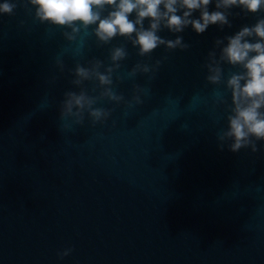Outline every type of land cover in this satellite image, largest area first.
Masks as SVG:
<instances>
[{
    "label": "clouds",
    "instance_id": "obj_1",
    "mask_svg": "<svg viewBox=\"0 0 264 264\" xmlns=\"http://www.w3.org/2000/svg\"><path fill=\"white\" fill-rule=\"evenodd\" d=\"M20 0H3L0 15H12ZM34 9V19L41 24H50L70 29L64 36L74 41L81 31L92 29L100 45H108L116 37H123L138 49L141 57L149 56L163 46L166 50H185L189 47L182 35L191 28L197 35L205 33L210 26L221 31L231 28L230 17L233 9L256 14L264 11V0H25ZM214 8L210 10V6ZM198 13V15H195ZM239 13H236L238 15ZM134 18H130L133 17ZM147 20V26L145 21ZM167 30L175 39H167L159 33ZM217 49L219 50L217 53ZM128 52L125 46L110 49L109 66L103 61H90L88 66L77 64L73 70L72 84L79 91L68 90L60 104V118H74L82 124L85 113L93 124L103 122L110 111L96 107L99 100L107 98L117 104L124 101L113 88L112 74L121 67ZM161 60L154 65L137 63L128 73L135 77L138 72L149 73L159 68ZM57 65L63 71V61ZM224 65L238 67L225 78ZM206 79L213 85H224L230 93L228 105L222 93L215 98L216 105H227L226 127L218 134V148L223 151L225 144L233 153L243 148L256 152L257 142H264V17L252 25H243L231 35L217 38L208 53ZM103 69V71L101 70ZM87 81H96L101 89L98 96L90 95L83 87ZM95 91V89H93ZM140 91V89H138ZM133 101L142 103L140 96ZM131 106V102H126ZM65 249L58 253L60 258L71 253Z\"/></svg>",
    "mask_w": 264,
    "mask_h": 264
}]
</instances>
